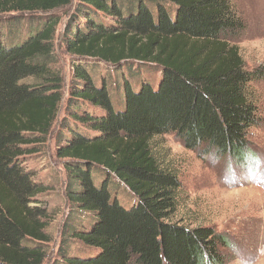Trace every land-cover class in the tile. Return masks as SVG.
Here are the masks:
<instances>
[{
  "label": "trees",
  "instance_id": "16d2710c",
  "mask_svg": "<svg viewBox=\"0 0 264 264\" xmlns=\"http://www.w3.org/2000/svg\"><path fill=\"white\" fill-rule=\"evenodd\" d=\"M72 1L0 0V264H45L52 217L36 197L46 186L22 158L27 145L46 142L63 102L75 127L65 121L68 136H56L68 212L52 264H202L205 249L213 264H225L222 233L169 221L180 183L150 143L173 132L187 149L236 162L252 156L247 133L260 124L252 85L264 71L248 69L240 53L243 19L230 0H76L60 43L77 58L65 99L54 65L59 19L34 23L18 41V29L4 32L1 23L9 30L24 14ZM84 60L148 63L160 77L156 86L124 82L115 106ZM109 176L133 195L132 205L112 197Z\"/></svg>",
  "mask_w": 264,
  "mask_h": 264
},
{
  "label": "rangeland",
  "instance_id": "374dc122",
  "mask_svg": "<svg viewBox=\"0 0 264 264\" xmlns=\"http://www.w3.org/2000/svg\"><path fill=\"white\" fill-rule=\"evenodd\" d=\"M230 2L246 25L237 42L246 67L260 68L264 71V0ZM75 6L76 0H73L70 5L48 13L24 14L25 17L18 20V24L9 30L4 27L5 22L1 23L4 32L18 29L12 35L14 41H18L28 36L34 23L39 27L38 21L43 22L49 16L59 19L54 36V65L64 79L65 99L73 71L72 64L77 62V58L68 54L60 43L66 25L72 20L71 15L75 11ZM9 15L10 18L20 16L18 13ZM82 63L90 69L96 85L105 83L115 106H120L123 100L121 91L124 82H128L134 88L144 81L156 86L160 77L158 69L148 63L130 62L118 67L92 60H84ZM252 88L260 124L248 130V147L252 156L245 162H236L228 157L219 156L213 150L204 151L202 147L187 149L173 132L155 137L150 147L159 164L173 170L180 183L177 205L169 221L189 227L210 226L228 240L234 241L241 256L254 259L255 264H264V253L260 251L264 249V75L252 85ZM85 109L100 113L97 107L91 105H86ZM65 115L66 104L63 102L46 142L27 145L30 152L22 158L24 164L35 173V179L46 186V190L36 197L39 205L47 207L52 217L48 231L53 242L48 245L45 264H52L56 259L62 225L68 212L64 193L65 159L55 154L56 136L60 133L62 137L68 136L67 129L62 131L63 123L66 121L67 125L75 127V123ZM78 129L82 133L88 132L81 125H78ZM208 152L216 154L214 163L210 164L205 158ZM103 175L102 172L96 174V183L100 182L98 177ZM109 179L112 185L116 186L112 197L117 198L124 206L132 205L135 198L127 188L113 176H109ZM75 247L76 251L81 249L80 245ZM221 252L227 257L225 264H233L234 256L226 246L221 248Z\"/></svg>",
  "mask_w": 264,
  "mask_h": 264
},
{
  "label": "clouds",
  "instance_id": "9594fccd",
  "mask_svg": "<svg viewBox=\"0 0 264 264\" xmlns=\"http://www.w3.org/2000/svg\"><path fill=\"white\" fill-rule=\"evenodd\" d=\"M205 158L209 161V163H214L216 159V154L213 152H208L205 154ZM223 180V177H222ZM226 182V181H224ZM226 247L231 251L234 256L233 264H255V260L252 258H245L241 256L240 250L237 244L234 241L226 240ZM261 253H264V249L260 250ZM214 258L210 257L205 249L203 252L202 264H213Z\"/></svg>",
  "mask_w": 264,
  "mask_h": 264
}]
</instances>
